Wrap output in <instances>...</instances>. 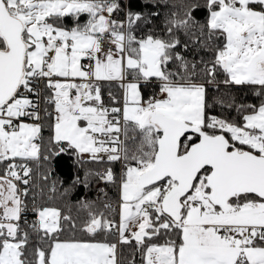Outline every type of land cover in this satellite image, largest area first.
I'll list each match as a JSON object with an SVG mask.
<instances>
[{
  "label": "snow or ice",
  "instance_id": "1",
  "mask_svg": "<svg viewBox=\"0 0 264 264\" xmlns=\"http://www.w3.org/2000/svg\"><path fill=\"white\" fill-rule=\"evenodd\" d=\"M147 3L0 0V264H121L118 244L141 264H264V0ZM60 157L70 188L118 189V223L29 196L30 162Z\"/></svg>",
  "mask_w": 264,
  "mask_h": 264
},
{
  "label": "trees",
  "instance_id": "2",
  "mask_svg": "<svg viewBox=\"0 0 264 264\" xmlns=\"http://www.w3.org/2000/svg\"><path fill=\"white\" fill-rule=\"evenodd\" d=\"M175 3L179 4L180 0H174ZM130 6L133 11H141L145 14L151 10V5L147 3V0H130ZM161 13V18L155 21L156 25L163 27V16L168 14L169 9L165 6H161L158 9ZM198 18H202L204 13L198 12L196 13ZM86 20L85 16H82L81 22ZM72 21L69 19L68 24L71 25ZM151 26H144L146 29ZM137 36H141L144 34L143 30L137 31ZM201 56L207 58V54L203 51L200 52ZM192 57L189 56V59ZM112 89L115 91H119L116 88ZM108 89L104 90V99L105 102L108 101L105 94ZM151 89H145V92H149ZM210 94L215 95H223L226 93L227 89L225 86L221 85L219 92L217 93L215 89H209ZM237 96L238 100H244L247 103H258V98H256L251 93H233ZM213 114L216 115H228L230 118H235L236 113L233 109H224L222 113V109L220 105H215L212 109ZM45 136L49 134L47 127L45 128ZM55 167L51 173H49V165L47 161H41L39 164L36 162H30V167L33 168V193L36 196V202L38 204H43L46 206H54L59 207L63 210L64 214L71 215L74 218H77L78 222L84 220L88 216V209L81 208V201H91L93 210L103 212L105 211L104 205L100 203L94 196L95 188L99 181L93 180L88 189H84L82 186H77L75 189L70 188L71 179L73 173L76 171L71 163V159L69 157H60L52 162ZM87 167L91 168H99V165H88ZM79 175H83V169L79 170ZM47 176V179L44 177ZM53 181H56V191L52 192L51 186ZM68 189L67 194H64V190ZM30 197L33 196L29 195ZM111 198L116 201L118 198V191L112 189ZM107 239L111 242L114 241V237L110 234ZM36 243V238L33 233L29 230V245L32 246ZM134 243V242H133ZM134 259L136 264H141L140 253L136 251L133 245H123V253H122V264H129V261Z\"/></svg>",
  "mask_w": 264,
  "mask_h": 264
},
{
  "label": "built area",
  "instance_id": "3",
  "mask_svg": "<svg viewBox=\"0 0 264 264\" xmlns=\"http://www.w3.org/2000/svg\"><path fill=\"white\" fill-rule=\"evenodd\" d=\"M122 2H129V0H122ZM118 18L123 19V16L121 15ZM41 88H43V85H41ZM107 92L105 94L106 98L108 99V101L106 103H109V97L107 95ZM49 111H51V108H49ZM26 122H30V121H26ZM118 169H119V166L117 165L115 170L118 171ZM32 187H33V180H32V183L29 185V188H30L29 195H32V194L35 195L33 193ZM115 188H116L115 186H111V185L106 186L102 181H99V183L96 186L95 196H96L97 200L100 203H102L103 205L105 203H108L112 209H114L115 211H118V204L119 203H116V201L111 198L112 189H115ZM102 189L104 190V192H107V197H105L103 195V192H101ZM26 219L29 223H32L35 220V216L32 212H29L26 216ZM111 235L116 239V242H117V236L115 234H111ZM123 245L124 244H118L119 251L123 248Z\"/></svg>",
  "mask_w": 264,
  "mask_h": 264
},
{
  "label": "rangeland",
  "instance_id": "4",
  "mask_svg": "<svg viewBox=\"0 0 264 264\" xmlns=\"http://www.w3.org/2000/svg\"><path fill=\"white\" fill-rule=\"evenodd\" d=\"M82 18V17H81ZM114 90H116V88L114 89ZM114 93V92H113ZM115 95H117V96H119V94H120V92L119 91H115V93H114ZM99 183V182H98ZM97 186V185H96ZM95 190H96V188H95ZM115 190H117L118 191V189L117 188H115ZM94 196H95V194H94ZM95 198H96V196H95ZM97 199V198H96ZM116 203H119V191H118V198L116 199ZM103 212H105V211H103ZM105 215H107L108 216V218L109 219H112V220H114L115 222H119V215H118V211H115L114 213H112V214H108L107 212H105ZM111 242H113V243H116V239L114 238V241H111ZM119 251V248H117V252ZM122 253H123V248L118 252V258H119V260L121 261V264H122ZM120 254V255H119Z\"/></svg>",
  "mask_w": 264,
  "mask_h": 264
}]
</instances>
